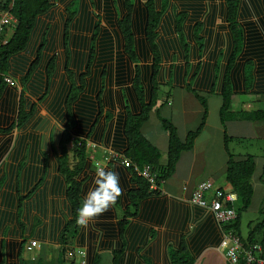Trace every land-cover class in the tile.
<instances>
[{"label":"trees","instance_id":"16d2710c","mask_svg":"<svg viewBox=\"0 0 264 264\" xmlns=\"http://www.w3.org/2000/svg\"><path fill=\"white\" fill-rule=\"evenodd\" d=\"M243 2L226 0V17L232 33L233 50L222 87L221 118L224 127L233 116L230 112L234 96L231 70L245 41V30L238 21ZM170 5L171 0H0V19L10 11L18 20L8 42L0 45V160L6 155L12 160L0 178V231L15 221L25 230L23 219L27 218L26 214L32 208L46 209L49 194L64 196L61 208L70 218L65 222L62 217L55 216L52 231L55 232L54 236L60 237L59 262L65 264L67 233L76 225L77 210L83 202L82 174L91 162V147L88 145L90 136L98 128L104 114L108 122L113 117L104 105V97L113 93L112 81L107 78L112 71L110 63H121V70L124 69L122 63L134 64L132 89L140 103V111L133 112L125 93L124 132L128 146L124 155L139 168L153 165L156 183L161 188L163 182L174 173L181 153L193 148L205 126L208 103L206 97L199 95L191 83L181 86L195 92L204 106V115L200 125L188 132L185 141L180 139L175 124L160 116L162 126L169 134L167 164L161 163L159 147L143 132L152 109L158 104L163 63H189L186 5L181 10L175 9L173 17L169 12ZM102 9L108 11L107 17ZM104 18L112 30L105 29ZM170 19L173 20V26L170 25ZM201 29L202 25L196 24L194 38L200 51L204 46ZM8 30L10 28L6 29L2 38L7 36ZM163 30L173 34L171 39L166 40L161 34ZM101 48L104 56L99 54ZM99 59L104 62L100 63L98 86L91 100H85L83 97ZM145 63L152 64L147 66ZM145 69L149 70L145 74L148 85L144 82ZM246 73V84L250 85L253 80L251 61H248ZM175 74L176 81L182 83L181 80L187 75L185 64L178 66ZM6 75L12 76L16 85L9 84L5 80ZM94 105L98 113L90 132L86 137H75L74 130L79 132V128L86 127L88 117L95 110ZM43 109L47 114L42 112ZM242 117L264 120V110L242 112ZM230 139L226 134L229 154L226 178L238 195V206L237 217L224 227L225 230H234L246 247L260 243L264 248V206L261 209L263 219L255 225L249 223L246 238L241 234L242 214L249 210L254 198L256 161L252 155L235 159L228 146ZM51 156L55 161L53 177L48 166ZM130 169L133 181L137 184L136 190L130 194L134 203L138 198L157 193V189L150 191V181L132 167ZM52 209L57 213L55 201ZM164 210L163 201L146 200L144 204V214L149 217H154L158 212L163 214ZM218 228L215 219L210 218L203 236H215L216 240H220V237H216ZM26 241H13L11 255L15 257L19 254L21 257ZM196 242L201 247L203 237L197 236ZM2 246L4 257L0 264H6V241H3ZM171 261L173 264H193L195 258L181 248L172 251Z\"/></svg>","mask_w":264,"mask_h":264},{"label":"crops","instance_id":"0c3cea01","mask_svg":"<svg viewBox=\"0 0 264 264\" xmlns=\"http://www.w3.org/2000/svg\"><path fill=\"white\" fill-rule=\"evenodd\" d=\"M158 1L161 2V0ZM184 4L188 13L186 30L190 45L189 63L183 61L163 63L158 104L152 109L148 122L143 126V132L157 146L158 142L166 144L168 154L169 134L163 128L160 116L170 119L175 124L182 141L186 140L189 131L195 130L200 125L204 115V106L195 92L181 86L184 83H191L196 92L207 99L208 116L205 126L196 138L193 148L181 153L174 173L163 182L161 188L157 189V193L138 198L134 203L130 194L136 190L137 184L133 181L132 170L122 163L106 160L103 153L105 149L124 154L128 146V139L124 132L126 92V98L129 100L132 111L135 113L140 111V103L132 89L134 64L122 63L124 69L121 70V63H110L112 71L107 78L112 81L113 93L104 97V105L105 110L111 112L113 117L108 122L104 114L98 128L90 136V140L100 144L103 149L96 150V158L90 159L91 162L82 174L83 199L93 186L92 181L97 164L119 174L123 194L115 205L90 221L86 228L76 224L67 233L65 264H74V261L79 259L78 250L86 253V264H101L104 253L112 255L110 264H173L171 253L181 248L195 258L193 264H228L217 249L222 239L221 230L218 228L216 232V237H220V240H216L215 236H203L206 223L210 218L213 219L212 214L205 208L192 204L189 199L196 186L203 180H212L217 187L233 189L226 178L229 161L226 134L231 138L228 146L234 158L243 159L249 155L254 156L257 165L256 175L254 173L255 180L258 178L264 181V166L257 168L260 139L264 140V120L242 117V112L264 110V5L262 0H244L240 8L238 21L245 30V41L231 70L234 96L230 112L233 116L226 121L224 127L221 118L222 87L228 59L233 50L232 33L226 17V0H188L187 2L171 0L170 15L173 17L175 9H183ZM60 10L62 11L63 7ZM102 10L107 17L108 11ZM105 21L108 22L106 18H104V24ZM169 22L173 26V20L170 19ZM198 23L202 25L200 31L204 41L202 51L199 50L194 38V29ZM105 29L109 31L108 27ZM164 30L161 34L167 38L166 40L171 39L173 34ZM101 47H103L102 44ZM103 52L101 48L99 54L104 56ZM248 61L253 63V80L250 85L246 84ZM145 64L151 66L152 63ZM184 64L187 75L180 83L176 81L175 73L177 67ZM99 71L100 63H97L83 99L91 100L94 94L92 90H95L99 83ZM148 72V69L144 70L146 85L149 84L145 79V74ZM195 73H197L196 76H194ZM163 86L164 91L161 95ZM94 108L93 114L87 119L86 127L79 128V132L74 130L75 137H86L90 132L93 119L98 113L96 105ZM153 114L157 118L156 123L152 120ZM215 118L217 119L214 123ZM152 122L155 129L160 126L164 130L158 129L155 138L150 137L146 132V129L153 130ZM234 142L246 144L250 150L244 154L237 152L235 148L232 150L230 146ZM215 144L222 149L224 157L217 166H212L209 158L211 148ZM160 151L162 153L161 163L165 165L168 157L164 158L163 151L161 149ZM11 161L8 155L0 160V178ZM54 163V157L51 156L48 160L49 169L52 171L51 177L55 175ZM258 172L260 175L257 176ZM215 177L222 178L221 182L215 180ZM152 190L156 189L150 191ZM64 199V196L49 194V205L46 209L39 210L34 207L26 214L27 218L23 219L25 230H22L16 221L6 225L0 231V262L4 257L2 243L6 241V264H60V237L59 235L54 236L52 223L55 216L62 217L65 222L70 218L68 213L61 208ZM146 200L163 201L164 213L156 212L154 217L145 215ZM53 201L57 204V213H54L52 209ZM197 236L203 237L201 247L196 242ZM242 236L247 237L243 234ZM24 239L27 241L22 256L11 255L12 242L15 240L22 242ZM32 240L40 242L41 248L29 251L27 244Z\"/></svg>","mask_w":264,"mask_h":264},{"label":"built area","instance_id":"2783aa9c","mask_svg":"<svg viewBox=\"0 0 264 264\" xmlns=\"http://www.w3.org/2000/svg\"><path fill=\"white\" fill-rule=\"evenodd\" d=\"M18 23L17 18L7 11L0 19V45L8 42V37ZM7 28V36L2 38ZM12 30V31H11ZM5 80L9 84L16 85L12 76H5ZM19 89H21L19 87ZM91 147L90 159L96 158V150L100 147L95 142H89ZM102 148V147H101ZM106 160H112L122 163L127 167H132L139 174L145 177L151 183V189H159L156 183V170L153 165H145L143 168L134 163L130 158L122 153L113 150H103ZM189 201L205 208L215 219V222L222 232V239L217 249L225 257L228 264H264L263 251L264 248L260 243L246 247L240 236L234 230H225V225L232 219L237 217L238 195L233 189L217 187L212 180H203L195 188ZM42 244L38 241H30L27 249L32 251L41 248ZM81 257L83 264L87 263L86 253L82 250L77 251Z\"/></svg>","mask_w":264,"mask_h":264},{"label":"rangeland","instance_id":"374dc122","mask_svg":"<svg viewBox=\"0 0 264 264\" xmlns=\"http://www.w3.org/2000/svg\"><path fill=\"white\" fill-rule=\"evenodd\" d=\"M99 2H100V0H99ZM101 11L103 12V10H101ZM104 25L106 27H108L109 29H111V25L108 22L105 21ZM97 50H98V45L96 44V57H97ZM117 51L118 50L116 49V52ZM103 62L104 61H100V59H99V63H103ZM109 68H110V66H108V69ZM95 76L97 77L98 73ZM92 91H95V90H92ZM161 91L162 92L160 94L162 95L163 91H164V86L162 87ZM42 112L47 114V111L45 109H43ZM216 119L217 118H215L214 123L216 122ZM152 120L155 123L157 122V118H156L155 114L152 115ZM152 127H153L152 131H148V129H146V132L149 134L150 137L155 138L158 129L163 130V128L158 126L155 129L154 123H153ZM260 143H261L260 150L258 152V154L260 156H258V159H257V163H258V167L257 168L258 169L260 167H262V165L264 166V140L260 139ZM158 144H159L158 146L160 147L159 149H161L163 151L164 158H167L168 154L166 152L167 151L166 144L164 145L162 142H158ZM230 147H231L232 150H233V148H235V150L237 152H241L243 154L250 150V148H248L246 146V144L236 143V142H234ZM223 157H224V152H222V149L218 148L217 145L215 144L211 148V155H210V158H209L210 161H211V165L212 166H217L218 163H220V161H221V159ZM255 175H256V173H255ZM255 175L253 177V183H254V187H255V194H254V198H253V203H252L251 207L249 208V210L243 212V214H242L241 230H242V234L244 236L248 235V232H249V229H250L249 222H252V225H255L257 222H259V221H261L263 219V214L261 213V209H263V206H264V194H263L264 193V181H260V180H258V178H256V180H255ZM258 175H260L259 172H258L257 176ZM221 179L222 178L215 177V180H218V182H221ZM263 179H264V177H263ZM111 257H112V255L109 254V253L102 254V263L101 264H110V262H111L110 258ZM74 264H82L80 256H79V259L74 261Z\"/></svg>","mask_w":264,"mask_h":264},{"label":"clouds","instance_id":"9594fccd","mask_svg":"<svg viewBox=\"0 0 264 264\" xmlns=\"http://www.w3.org/2000/svg\"><path fill=\"white\" fill-rule=\"evenodd\" d=\"M93 186L88 190L81 206L77 210L76 224L86 228L90 221L108 211L123 194L119 174L97 164L93 177Z\"/></svg>","mask_w":264,"mask_h":264}]
</instances>
